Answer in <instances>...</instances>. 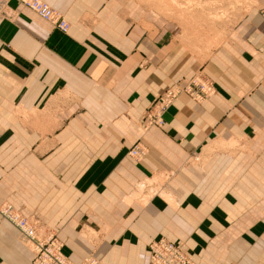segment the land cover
Listing matches in <instances>:
<instances>
[{
  "label": "crops",
  "instance_id": "crops-1",
  "mask_svg": "<svg viewBox=\"0 0 264 264\" xmlns=\"http://www.w3.org/2000/svg\"><path fill=\"white\" fill-rule=\"evenodd\" d=\"M44 1L66 32L18 0L0 23V205L56 231L76 264H150L161 237L193 264H264V0ZM196 72L215 94H181L143 130ZM0 264H37L5 219Z\"/></svg>",
  "mask_w": 264,
  "mask_h": 264
},
{
  "label": "built area",
  "instance_id": "built-area-1",
  "mask_svg": "<svg viewBox=\"0 0 264 264\" xmlns=\"http://www.w3.org/2000/svg\"><path fill=\"white\" fill-rule=\"evenodd\" d=\"M10 1L0 0V23L5 20H13L18 15V11L11 7ZM18 2L42 19L50 22L59 31L66 32L68 30L69 22L64 15L46 1L18 0ZM214 93L213 83L201 78L200 75L173 82L155 97L142 117L141 126L143 130L151 126L163 127L165 112L181 94H187L196 102H201ZM147 150L146 145L137 141L130 147L128 154L135 159H141L146 155ZM2 219L8 220L17 227L22 239L31 245L35 263L76 264L62 252L63 242L53 231L43 230L37 221L23 216L10 203L5 202L0 205V220ZM149 252L150 264H193L191 256L183 249L181 244L165 237L151 241ZM79 264L103 263L96 258L89 257Z\"/></svg>",
  "mask_w": 264,
  "mask_h": 264
},
{
  "label": "rangeland",
  "instance_id": "rangeland-1",
  "mask_svg": "<svg viewBox=\"0 0 264 264\" xmlns=\"http://www.w3.org/2000/svg\"><path fill=\"white\" fill-rule=\"evenodd\" d=\"M145 1V3H147V4H149L150 5V3H152V2H156V3H159V4H162L163 6H165V8H166V5H168V4H173V5H177V7H180V6H183V5H198V6H200V4H216V3H218L219 4V0H215V1H211V2H205L206 0H144ZM231 2H233V4L235 5V3H237L238 2V4H239V7H240V11L241 12H244V11H246L252 4H254L255 3V1L256 0H230ZM223 2H224V0H223ZM231 2H229V4L231 5ZM227 4V3H226ZM165 11H167V8L165 9ZM197 75H200V77L201 78H205V79H207V80H209V81H211L210 79H208V78H206V77H204L203 76V74H201V73H199V72H196V73H194V75L193 76H197ZM193 76H191V77H193ZM190 77V78H191ZM185 79H188V78H185ZM184 80V79H183ZM182 80V81H183ZM212 82V81H211ZM213 83V82H212ZM214 85V84H213ZM215 87V86H214ZM215 92H216V90H215ZM215 94V93H214ZM213 94V95H214ZM212 95V96H213ZM212 96H210L209 98H207V99H205V100H208V99H210ZM204 100V101H205ZM202 102V101H201ZM44 230V229H43ZM43 230H41L42 232H43ZM47 230H51V229H47ZM51 231H53L55 234H56V231H54V230H51ZM57 235V234H56ZM59 238V237H58ZM60 239V238H59ZM61 240V239H60ZM23 242L24 243H26L24 240H23ZM26 246L27 247H29V249L33 252V250H32V247H31V245L30 244H28V243H26ZM33 255H34V252H33ZM89 258V257H88ZM93 258H95V257H93ZM96 259H98V258H96ZM98 260H100V259H98ZM101 261V260H100ZM83 262V261H82ZM81 262V263H82ZM102 262V261H101ZM229 264V263H228ZM234 264H236V263H234Z\"/></svg>",
  "mask_w": 264,
  "mask_h": 264
}]
</instances>
